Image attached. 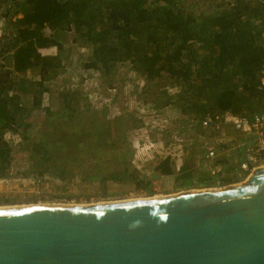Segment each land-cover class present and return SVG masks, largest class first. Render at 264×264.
<instances>
[{
  "label": "trees",
  "instance_id": "1",
  "mask_svg": "<svg viewBox=\"0 0 264 264\" xmlns=\"http://www.w3.org/2000/svg\"><path fill=\"white\" fill-rule=\"evenodd\" d=\"M13 12L22 16L7 20V33L0 34V58L5 62L0 69V178L19 170L8 132L20 136L34 162L31 168L39 175L52 172L65 177L68 172L66 167L51 170L56 165L49 164L53 159L50 141L35 132L36 125L28 120L36 109L45 111L48 119L59 113L43 104L45 83L65 71V46L53 34L58 29L74 33V41L79 35L93 45V57L82 63L84 71L98 69L109 75L113 68L131 62L147 84L161 83L152 107L163 109L181 100L182 114L200 126L209 111L244 114L260 108L264 0L221 2L218 9L200 13L188 9L183 0H24L15 4ZM33 65L39 66V72L30 78L27 70ZM167 83L180 91H168ZM62 95L64 101L68 96L76 101L70 91ZM66 107L76 110L69 102ZM61 132V138H66L67 132ZM79 134V129L72 132L67 141ZM97 144L100 150L92 153L101 157L108 143L98 140ZM156 167L161 174L172 175V156L161 159ZM193 172L184 166L179 178L188 182ZM129 176L127 166L102 178ZM200 182L214 180L208 177Z\"/></svg>",
  "mask_w": 264,
  "mask_h": 264
},
{
  "label": "rangeland",
  "instance_id": "2",
  "mask_svg": "<svg viewBox=\"0 0 264 264\" xmlns=\"http://www.w3.org/2000/svg\"><path fill=\"white\" fill-rule=\"evenodd\" d=\"M244 1L183 0L186 7L196 13L216 10L221 2ZM6 29L0 31L7 33ZM77 36V41L73 40L72 32L64 37L65 71L54 81L45 83L43 104L59 113L48 119L45 111L40 110L31 113L28 119L36 125L35 132L42 133L50 141L48 145L53 159L49 164L56 165L51 170L66 167L68 172L65 177L52 172L39 175L31 168L34 162L20 136L8 132L6 138L14 148V162L19 170L0 178V206L88 204L147 198L222 187L247 179L248 175L238 166L232 168L240 155L238 144L243 141L240 133L229 127L222 138L188 120L182 114L181 100L163 109L152 107L161 83L147 84L132 68L131 62L113 68L109 75L98 69L84 71L82 63L93 57V45ZM166 88L172 93L180 91L169 83ZM63 91L72 92L76 101L70 100L69 96L64 101ZM66 102L76 110L66 107ZM78 129L79 136L67 141L68 135ZM61 131L67 132L66 138H61ZM196 134L199 137L195 138ZM176 136L182 137L183 141ZM98 140H104L109 148L101 157H94L92 151L100 150ZM207 141H214L221 153L214 159L206 157ZM120 148L124 149L123 153ZM167 155L172 156V175L161 174L156 167ZM127 166L129 177L119 180L102 178L113 171L121 172ZM184 166L194 169L190 182L179 178ZM208 177L214 182H200Z\"/></svg>",
  "mask_w": 264,
  "mask_h": 264
},
{
  "label": "water",
  "instance_id": "3",
  "mask_svg": "<svg viewBox=\"0 0 264 264\" xmlns=\"http://www.w3.org/2000/svg\"><path fill=\"white\" fill-rule=\"evenodd\" d=\"M0 264H264V165L222 187L0 207Z\"/></svg>",
  "mask_w": 264,
  "mask_h": 264
},
{
  "label": "built area",
  "instance_id": "4",
  "mask_svg": "<svg viewBox=\"0 0 264 264\" xmlns=\"http://www.w3.org/2000/svg\"><path fill=\"white\" fill-rule=\"evenodd\" d=\"M0 34L4 33L0 32ZM4 64V60L0 58V69ZM259 87L263 91L259 110L252 113L237 114L228 110L216 109L207 112L200 121L203 128L218 133L222 138L226 136L229 127L243 136V141L238 144L241 155H239L236 163L248 176L255 168L264 165V66L260 72ZM197 137L199 135H195V138ZM176 138L183 141L182 137L176 136ZM205 148L208 159H214L221 154L214 141H207Z\"/></svg>",
  "mask_w": 264,
  "mask_h": 264
},
{
  "label": "crops",
  "instance_id": "5",
  "mask_svg": "<svg viewBox=\"0 0 264 264\" xmlns=\"http://www.w3.org/2000/svg\"><path fill=\"white\" fill-rule=\"evenodd\" d=\"M23 2H24V0H6L5 2L1 3L2 5H0V23H1L0 26H2V27H0V29L5 28L4 24H5V22H7V20L16 19V18L22 16L21 13H14L13 11L15 10V4L19 5L20 3H23ZM2 7H4L3 8L4 10H1ZM7 11L10 12L11 14L7 15L6 14ZM0 32L2 33V31H0ZM67 33H69V31L67 32V31H64L62 29H58V30L53 31V34L56 35L57 37H59L64 45H65L64 37H67ZM32 70H33V72H32V74H30V71H32ZM38 72H39V66L33 65L27 70V75L30 78L37 77ZM12 94L13 93L10 92V93H8V96H12ZM24 98H25V96L21 95V99L23 100ZM40 110L41 109H36V110H33L31 113H34L35 111H40Z\"/></svg>",
  "mask_w": 264,
  "mask_h": 264
},
{
  "label": "bare ground",
  "instance_id": "6",
  "mask_svg": "<svg viewBox=\"0 0 264 264\" xmlns=\"http://www.w3.org/2000/svg\"><path fill=\"white\" fill-rule=\"evenodd\" d=\"M215 187V186H214ZM214 187H210V188H214ZM195 190V189H194ZM158 196H163V195H155L153 197H158ZM133 199H139V198H133ZM124 200H128V199H124ZM112 201H122V200H112ZM104 202H108V201H104ZM101 203V202H100ZM43 204H63L65 205L66 203H43ZM70 204H75V203H69ZM29 205H35V204H29ZM25 206V205H24ZM0 207H5V206H0Z\"/></svg>",
  "mask_w": 264,
  "mask_h": 264
}]
</instances>
